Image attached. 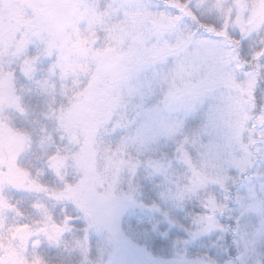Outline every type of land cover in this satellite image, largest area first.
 <instances>
[{
    "label": "snow or ice",
    "instance_id": "1",
    "mask_svg": "<svg viewBox=\"0 0 264 264\" xmlns=\"http://www.w3.org/2000/svg\"><path fill=\"white\" fill-rule=\"evenodd\" d=\"M0 264H264V0H0Z\"/></svg>",
    "mask_w": 264,
    "mask_h": 264
},
{
    "label": "trees",
    "instance_id": "2",
    "mask_svg": "<svg viewBox=\"0 0 264 264\" xmlns=\"http://www.w3.org/2000/svg\"><path fill=\"white\" fill-rule=\"evenodd\" d=\"M29 201V200H28ZM24 207L27 209V203L25 202V204H24ZM213 242H216V244L219 246V245H221V244H224L225 243V241H223V240H220V241H218L217 239H216V236L214 235V236H211L209 239H207V240H205L204 241V243L206 244V245H211ZM51 255H55L56 253L53 251V252H51L50 253Z\"/></svg>",
    "mask_w": 264,
    "mask_h": 264
},
{
    "label": "rangeland",
    "instance_id": "3",
    "mask_svg": "<svg viewBox=\"0 0 264 264\" xmlns=\"http://www.w3.org/2000/svg\"><path fill=\"white\" fill-rule=\"evenodd\" d=\"M12 2L14 3L15 0H12ZM9 16H10V18L12 20L18 21V19H19V11H18V9H16L15 7H13V9L10 12ZM31 199H32V197L25 195V202L26 203H27L28 200H31Z\"/></svg>",
    "mask_w": 264,
    "mask_h": 264
}]
</instances>
